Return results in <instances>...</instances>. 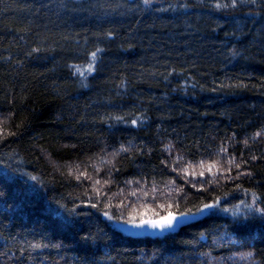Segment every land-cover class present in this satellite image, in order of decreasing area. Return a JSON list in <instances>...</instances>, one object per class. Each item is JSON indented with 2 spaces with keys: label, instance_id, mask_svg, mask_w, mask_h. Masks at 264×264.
Returning <instances> with one entry per match:
<instances>
[{
  "label": "trees",
  "instance_id": "trees-1",
  "mask_svg": "<svg viewBox=\"0 0 264 264\" xmlns=\"http://www.w3.org/2000/svg\"><path fill=\"white\" fill-rule=\"evenodd\" d=\"M0 264H264V0H0Z\"/></svg>",
  "mask_w": 264,
  "mask_h": 264
},
{
  "label": "water",
  "instance_id": "water-1",
  "mask_svg": "<svg viewBox=\"0 0 264 264\" xmlns=\"http://www.w3.org/2000/svg\"><path fill=\"white\" fill-rule=\"evenodd\" d=\"M208 208L203 209L200 213L197 214H187L186 216L183 214H172V216L176 217L177 219L173 221L174 227L171 229H165L161 231L159 228H152L150 224H143L141 227H136L134 225H140L143 221H156V222H163V219L168 217L169 214L155 218V219H146L139 223H132V224H122L118 226L119 231L129 237H143V236H152V237H159L163 234L167 233H177L183 227L193 223L200 218H202Z\"/></svg>",
  "mask_w": 264,
  "mask_h": 264
},
{
  "label": "snow or ice",
  "instance_id": "snow-or-ice-1",
  "mask_svg": "<svg viewBox=\"0 0 264 264\" xmlns=\"http://www.w3.org/2000/svg\"><path fill=\"white\" fill-rule=\"evenodd\" d=\"M147 2V0H146ZM254 2V0H253ZM95 55V53L93 54ZM213 207V205H205V208H210ZM200 211H203V209H201ZM183 215H187V214H183ZM177 218L172 216L171 213H169V216L163 219V222H156V221H143L140 225H134L136 227H141L143 226V224L147 223L150 224L152 228H159L161 231L165 230V229H171L174 227L173 221L176 220ZM127 223V222H125Z\"/></svg>",
  "mask_w": 264,
  "mask_h": 264
}]
</instances>
